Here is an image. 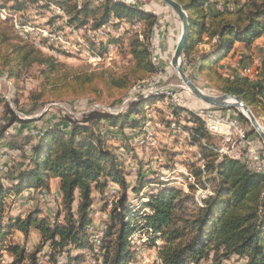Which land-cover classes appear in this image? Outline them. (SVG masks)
Instances as JSON below:
<instances>
[{
	"label": "trees",
	"instance_id": "1",
	"mask_svg": "<svg viewBox=\"0 0 264 264\" xmlns=\"http://www.w3.org/2000/svg\"><path fill=\"white\" fill-rule=\"evenodd\" d=\"M8 1H14L13 7L18 9L25 4V0ZM176 1L186 10L189 20L183 58L189 59L195 51L196 57L190 61L196 62L197 74L219 93L238 96L255 116H264V101L260 97L264 91V61L261 62L260 80L255 82L219 71L225 65L220 59L233 49L235 43L250 49L253 39L263 32L264 0H244L236 9L223 10L214 7L205 10L204 5L210 0ZM58 3L68 5V24L83 26L90 20V29L93 30L109 24L112 19L116 20V23H110L113 26L120 21L133 24L144 19L143 28L134 31L129 39L128 53L133 63L130 74L143 78L155 71L146 45L155 23L149 11L121 0H84L80 6L74 0H59ZM12 32L15 33V29ZM16 37L0 31V67L7 77L16 80L36 64L43 65L48 73H52L55 67L52 57L43 55L41 49L32 44L15 40ZM109 37L107 42L110 43L119 41L122 36ZM106 43L101 41L100 47L104 48ZM199 44L208 47L200 49ZM131 76L77 75L73 79L76 86L73 85L71 92L97 94L100 89L108 92L113 88L120 90L129 84ZM102 83L104 88H100ZM45 88L43 86L34 99L41 98ZM144 102L145 98L140 96L119 114L92 111L83 120L66 118V125L53 124L40 129L37 135L28 134L20 140L15 132L8 133L7 125L0 127V149L7 147L20 154V160L11 167V171L0 175V214L4 199L10 192L19 194L29 186L49 188L48 180L58 179L57 221L50 220L48 216L38 217V209L30 211L25 218L11 217L6 225H2L0 215V237L12 228L24 236L31 228L40 234L33 252L26 253L19 244L9 245L6 250L13 257L9 264H22L25 259L29 264H37V254L43 247H48V261L53 264H58V257L63 253L65 262L59 264L80 261L83 258L81 249L92 246L87 240L93 210L92 192L102 191L108 181L119 185L120 196L109 210L108 225L99 246L101 259L97 264H127L133 259L134 252L128 239L135 231L129 219L132 210L127 196L129 184L113 145L108 143L106 134L114 135L112 129L103 130L101 126L107 123L111 128L120 124V134L124 137L125 126L137 125L133 115L141 112ZM171 107L174 115L179 110L185 111L177 106ZM218 110L230 116L227 112L232 109ZM189 113L193 123L189 131L193 141L198 142L203 161V167H196L192 173L201 186L204 185L200 181L202 172L209 174L206 180L210 183V191L199 206L188 212L184 205L187 198L180 197V193L167 183L157 193L148 194V200L142 204L150 212L144 213L143 218L145 226L153 229L150 241L153 242L154 238L162 240L157 256L162 264H199L201 259L208 258L212 264H220L231 255L244 259V264H264V173L250 169L243 162L221 153L218 148L213 149L211 143L201 144L200 139L208 138L209 132L205 128L209 130L211 127L199 114ZM239 115L245 119L242 113ZM15 121L28 122L17 118ZM137 178L138 186L132 187L133 193L140 192L144 184L152 182L145 181L146 175L140 174ZM68 246L73 247L74 252Z\"/></svg>",
	"mask_w": 264,
	"mask_h": 264
},
{
	"label": "rangeland",
	"instance_id": "2",
	"mask_svg": "<svg viewBox=\"0 0 264 264\" xmlns=\"http://www.w3.org/2000/svg\"><path fill=\"white\" fill-rule=\"evenodd\" d=\"M74 1L80 6L84 0ZM121 1L149 11L154 16L155 23L146 45L155 71L143 78L130 74L133 63L128 53V43L133 32L143 28L146 23L144 19L133 24L120 21L117 26L110 24L116 23V20L112 19L109 24L100 27V30H93L90 29V20L83 26L68 24V5H60L59 0H25L24 7L20 9L13 7L14 1L0 0V31L13 37L15 34L18 36L15 40L40 48L43 55L52 57L55 66L52 73H48V69L43 65H33L16 80L9 79L0 67V127L7 125L8 133L15 132L20 140L28 134L37 135L40 129L53 124L66 125V118L83 120L92 111L122 113L140 96L145 98L141 112L133 115L138 121L137 125L125 126L124 137L120 134V124L109 128L107 123H103L101 129H112L114 135L106 134L108 143L113 145V151L129 184L127 196L132 209L129 219L135 231L128 238L134 257L127 264H162L157 256L162 240L154 238L153 242L150 241L153 229L145 226L146 220L143 218L144 213L150 211L142 202L148 200V194L157 193L165 183L178 191L180 197L187 198L184 203L186 212L199 206L201 200L209 194L210 183L206 180L209 174L202 172L200 181H203L204 185L201 186L192 173L196 167H203V161L198 142L193 141L189 131V127L193 126L189 112L200 116L207 105L191 93L171 65V57L181 33V23L176 13L161 0H134V3ZM243 1L210 0L211 5H204V9H236ZM14 29L15 33L12 32ZM111 35L122 37L117 42L109 43L107 41ZM101 41L107 42L104 48L100 47ZM198 47L204 49L208 45L199 44ZM195 57V51L189 59L183 58L182 54L180 65L184 73L201 90L220 94L202 75L195 72L196 62L190 61V58ZM220 61L225 64L219 69L224 75L259 81L263 68L261 62L264 61V29L253 39L250 49H245L241 43H235L233 49ZM83 74H128L131 79L129 84L120 90L113 88L108 92L106 89H100L97 94H72L73 85L76 86L73 79ZM43 86L46 87L45 94L37 100L34 99ZM100 88H104L103 83ZM260 97L264 101V91ZM171 106L180 107L185 111L179 110L177 115H174ZM215 111L222 112L218 108ZM230 111L227 112L229 117L238 119L247 138L252 142V147L259 151L264 161V144L261 138L244 114L242 115L245 119L241 118L240 109ZM13 117L28 122H14V119H11ZM255 118L264 130V116ZM205 127L207 126L204 125ZM205 130L209 132L208 138L200 139V143H211L213 149L218 148L222 152L220 140L215 138L208 127ZM239 147L238 151L244 155L246 146ZM236 154L237 149L232 156L235 157ZM19 156L17 150L1 147V176L11 171V167L20 160ZM232 156L231 158L241 162L243 160L242 157ZM140 174L147 176L145 181L152 182L144 184L140 192L133 193L131 189L138 186L137 177ZM55 181L53 178L48 180L49 188L29 186L19 194H7L0 214L2 225H6L11 217L25 218L35 209L39 210L38 217L48 216L50 220L57 221L55 213L59 204L58 179L57 183ZM92 195L93 210L87 228V240L92 246L81 249L83 258L76 264H97L100 261L102 250L93 240V234L98 235L101 228L107 227L109 210L120 196V187L108 181L102 191L93 190ZM39 239V232L33 228L26 236L15 228L8 230L0 237V264H9L13 260L6 250L9 245L19 244L24 247L26 253H30L35 250ZM67 248L74 252L73 247ZM49 252L48 247H43L37 254V264H53L48 261ZM64 255L65 253L58 257V264L65 262ZM22 264H29V260H23ZM199 264H212V261L209 258L201 259ZM220 264H244V259L231 255Z\"/></svg>",
	"mask_w": 264,
	"mask_h": 264
},
{
	"label": "water",
	"instance_id": "3",
	"mask_svg": "<svg viewBox=\"0 0 264 264\" xmlns=\"http://www.w3.org/2000/svg\"><path fill=\"white\" fill-rule=\"evenodd\" d=\"M177 15L181 23V33L171 57V65L185 86L202 103L207 106L222 109H240L264 144V130L251 112L250 108L238 96L231 93L211 94L198 88L181 68L180 60L189 33V20L186 10L176 0H161Z\"/></svg>",
	"mask_w": 264,
	"mask_h": 264
},
{
	"label": "built area",
	"instance_id": "4",
	"mask_svg": "<svg viewBox=\"0 0 264 264\" xmlns=\"http://www.w3.org/2000/svg\"><path fill=\"white\" fill-rule=\"evenodd\" d=\"M127 2L134 3V0H127ZM209 3L207 6H210ZM204 115L207 116V124L211 127L215 138L220 140V147L224 152L235 153L243 155L239 152V146L243 148L246 146L245 154L243 156L249 158L250 167L254 171H264V161L259 154V151L252 147V142L247 138L244 128H242L238 119L230 118L225 112H215V108L207 106L203 110ZM104 234V231H101Z\"/></svg>",
	"mask_w": 264,
	"mask_h": 264
},
{
	"label": "bare ground",
	"instance_id": "5",
	"mask_svg": "<svg viewBox=\"0 0 264 264\" xmlns=\"http://www.w3.org/2000/svg\"><path fill=\"white\" fill-rule=\"evenodd\" d=\"M209 4V2L205 5L206 7H207V5ZM1 9V8H0ZM220 10H223V9H220ZM103 28H105V27H103ZM100 30V29H99ZM110 31V30H109ZM101 32V31H100ZM172 98V97H171ZM202 118H204V119H206L207 120V116L206 115H204V113L203 112H201V115H200ZM221 153H223V151L221 152ZM224 154H226L227 156H229V157H231L234 153H231V152H224ZM232 157H234V156H232ZM242 157V162L247 166V167H249L250 169H252L251 167H250V164H249V158L248 157H245V156H243V155H240V154H236L235 155V157L234 158H241ZM253 170V169H252ZM259 172H262V173H264V171H259ZM92 227V226H91ZM94 228V227H93ZM105 229H106V227H104L103 229L101 228L100 230H99V232H98V235H94L93 234V240L94 241H96L99 245H100V242H101V239H102V237H103V233H101V231H104L105 232ZM94 230V229H93ZM91 243V242H90ZM95 245V244H94ZM96 246V245H95Z\"/></svg>",
	"mask_w": 264,
	"mask_h": 264
},
{
	"label": "crops",
	"instance_id": "6",
	"mask_svg": "<svg viewBox=\"0 0 264 264\" xmlns=\"http://www.w3.org/2000/svg\"><path fill=\"white\" fill-rule=\"evenodd\" d=\"M209 131L212 132L211 128H209ZM212 133H213V132H212ZM56 181H57V179H56ZM56 181H55V182H56ZM56 183H57V182H56ZM57 192H58V189H57Z\"/></svg>",
	"mask_w": 264,
	"mask_h": 264
}]
</instances>
